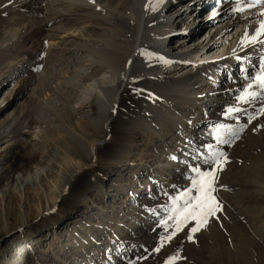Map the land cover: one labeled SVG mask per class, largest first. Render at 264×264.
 <instances>
[{
    "label": "rangeland",
    "instance_id": "374dc122",
    "mask_svg": "<svg viewBox=\"0 0 264 264\" xmlns=\"http://www.w3.org/2000/svg\"><path fill=\"white\" fill-rule=\"evenodd\" d=\"M134 1L98 0V18L88 14L99 29L94 66L119 76L113 91L106 88L104 95L93 97L91 82L81 80L75 65L77 56L71 58L74 44L67 45L69 55L61 57L40 54L49 40L32 48L37 51L10 47L13 36L4 33V23L16 0H0V33L5 38L0 39V88L2 79L20 71L0 91V264H264V96L256 89V99L238 100L250 83L244 75L260 70L264 51L232 62H206L203 86L190 85L194 72L169 71L167 57L151 35L144 39L142 53L135 55L137 21L127 16ZM179 6L176 0L167 12L178 11L166 40L172 56L185 52L181 41L187 34L198 33L186 47L207 37L210 28L199 32V23L220 24L208 16L212 9L196 18L194 10L184 12ZM151 18L155 24V16ZM131 57L134 65L127 83L121 74ZM23 78L34 86L13 100L8 94L22 86ZM226 84L234 91L231 104L217 102L210 109L204 94ZM228 108L238 111L226 114ZM220 124L237 133L226 137L227 144L213 139ZM94 143L98 152L93 165ZM194 144H199L197 156L186 152ZM208 144L225 154L214 170L220 210L198 231L191 232L195 225L189 222L169 240L175 230L164 210L169 196L189 186V166L208 170L203 164ZM162 153L166 164L160 162ZM66 157L88 169L69 177L74 165ZM66 171L64 179L71 178L63 192L70 194L67 202L39 215L51 202L47 200L53 181Z\"/></svg>",
    "mask_w": 264,
    "mask_h": 264
},
{
    "label": "bare ground",
    "instance_id": "6f19581e",
    "mask_svg": "<svg viewBox=\"0 0 264 264\" xmlns=\"http://www.w3.org/2000/svg\"><path fill=\"white\" fill-rule=\"evenodd\" d=\"M127 1L128 0H126V2ZM159 1L161 0H135L133 5L134 7H130L131 10L129 13H127V16L137 21L138 32L136 40L137 44L134 48L135 55H139L140 53H142L141 47L143 41L145 38H149L148 36L151 35V38L156 39V41L158 42L160 49L159 51H162L161 54H164L167 57L169 71L179 73L177 72L179 68V71L181 72H183L184 70L187 73L188 71L194 72L190 85L197 86L201 84V86H203L202 82L205 78L206 73L204 72L205 70H203V68L204 65L207 64L206 62H210L211 64V62L214 60L223 61L226 58H228V60L232 62L235 61L236 58H249L256 52H259L261 50L264 51V45H261L260 43L253 44L248 42L243 45L241 44V40L246 35L249 38L256 35V31L260 28L261 23H264V14H262L264 13V7H262L261 5L257 4L253 7H245L243 4V0H180V6L178 8L182 7L183 9H185L184 12H188V10H194L196 18L203 14V12L207 9H212V11H210V15L208 16H214L215 20L220 24L214 27L210 25L214 23L213 21H211L208 24H205L204 27H202L204 24L201 25L199 23V32L202 31L205 27L210 28L207 37L200 40L194 47H186L196 33L187 34L181 41V44L183 42L186 43V45L182 44L181 48L184 49L185 52L180 51L176 56H172L171 52L167 50L166 40L174 24V16L178 11L174 12L173 14H168L167 12L168 10H170L169 8L173 4H175L176 0H162V2ZM14 5L15 6L12 8V12L9 16L8 21L4 23L6 24V26H4V33L13 36L9 40L11 42V44H9L10 47H20L22 50L29 49L31 51V49L35 46H41L44 44L43 42L46 43L49 40L50 43L45 45L44 48L42 47V52L40 54H42V56H45V54H52L56 56L58 54L57 56L61 57L62 53H66L69 55V53L67 52L69 50H67L68 48L66 49V47L69 44H74V46H76V49H74L73 52L75 56L71 58H75L77 56L76 59L78 60V63H76L75 65L80 70L79 75L81 77V80L91 82L92 96H102L107 91L106 88L113 89L116 86V82L118 81L119 76L110 75L109 71L107 72V70L96 68V66H94L96 62L92 58L93 55H96L98 52H100L98 45L96 44L99 29L94 26L95 19L89 18L88 14H94L95 18H98V12L100 10V4L98 0H16ZM237 5L243 7V11H237ZM166 6H168V8L165 10ZM74 16L75 20L73 19ZM154 16L156 23L151 24L150 18ZM74 21H77L76 24L73 23ZM74 24L76 26H74ZM0 34V39H2L3 34ZM197 34L195 36H197ZM30 35H33V38L31 40H24L25 37ZM28 39H30V37ZM258 40H264V35L258 37ZM27 45H29V47H27ZM94 58L96 57L94 56ZM35 62H37L36 58L31 59L29 61V66H31ZM88 62L90 63L87 65ZM222 64L223 63L221 62V65ZM133 65L134 57H131L128 59L124 67V71L122 70L123 74H121V78L127 83L130 80ZM21 66L23 67V65ZM19 73L20 71H15L6 76L5 80L2 79V82L4 83L0 88V91L4 89V87L8 85V83H10L13 76L14 79L15 77H18ZM217 78V76H214L213 80ZM29 81H26V79L24 80L23 78L22 86H20L14 92L12 91L8 95L12 97L13 100H20L21 98L26 96L30 89H32L31 87L34 83H29ZM151 82H154V80L151 79ZM208 84H211L210 80L208 81ZM208 91L209 96L207 93L204 94V97L207 98L208 103L211 105L210 109L214 110L215 106L218 104L217 102H227V104H231V96H233L234 91L231 90L230 85L226 84L220 86L219 88L213 87L210 88V90L208 89ZM225 97H227L228 99H224ZM113 98L114 104H116L118 101L117 92ZM4 99L5 97H3V100ZM216 120L214 118V120L212 121L215 122ZM198 145L199 144H194L191 149L188 148L190 151H186L187 154H190V152L192 151L194 156H197L199 153ZM97 152V143H94L91 146L90 153L93 165L97 163L93 161L97 159ZM66 155L68 156V158H70L69 153H67ZM166 156L167 155H165V153L161 154V163L166 164L168 162V158ZM181 157L182 158L180 159V161L182 162L183 160H185V158L184 156ZM68 161L70 162V164L74 165L73 168L71 169L70 173L67 171L64 173L61 172L57 177L59 180L57 179L58 181L56 183L53 181V184L51 185L49 191V198L47 200L49 201L50 199L51 202L49 201V203L46 201L47 212L45 210H39V215H46V213H51V210L54 209L55 204L67 202L66 199L70 194L68 193V197L66 196V193L63 194V192L68 191L66 190V187L69 180L71 179H64L67 173L70 174L69 177L71 176L74 178V176L78 175V173L84 172V170L88 169V167L85 164H82L80 161H76L74 159H68ZM151 167L152 166H150V168ZM64 169L65 168H63V170ZM35 184H37V182ZM57 189L58 193L56 191ZM80 193L81 201L86 202L88 200L87 196H85L83 192ZM59 195H62V197H58ZM58 198H60V200ZM58 200L59 202H57ZM41 204L43 203L41 202ZM41 204L40 209L42 207Z\"/></svg>",
    "mask_w": 264,
    "mask_h": 264
},
{
    "label": "snow or ice",
    "instance_id": "6c2138e0",
    "mask_svg": "<svg viewBox=\"0 0 264 264\" xmlns=\"http://www.w3.org/2000/svg\"><path fill=\"white\" fill-rule=\"evenodd\" d=\"M162 2V0H161ZM245 7H253L257 4L264 7V0H243ZM237 11H243V7L237 5ZM264 14V13H262ZM264 35V23H261L260 28L257 29L256 35L247 37V35L241 40V44L245 43H260L264 45V40H258V37ZM147 55H151L150 53ZM241 73H245V69H240ZM244 79L250 80L248 87L238 97V100L249 103L251 100L257 97L256 89L260 90V95L264 96V58H261L260 70L252 76L247 74L244 75ZM253 89L248 91V89ZM238 111L235 108H228L227 113H233ZM251 119V117H250ZM237 133L233 131L229 126L220 124L215 126V132L213 139L216 140L217 144H227L229 139L226 137H235ZM206 155L203 157V164L208 166V170H203L201 166H189V175L186 179L189 181V186L183 190H177L178 194L175 196H169L170 205L164 210L169 213L168 219L172 220L175 224V230L167 237L171 239L175 235V232L181 230L184 225L189 222L194 223V227L191 228V232L198 231L203 227L210 216H214L217 211L220 210V205L216 201L214 195L215 192V177L214 170L221 165L222 158L225 154L214 147L213 144L206 145ZM176 159V157H172ZM195 159V157H194ZM165 228L167 229V221H163ZM192 239L191 235L188 237ZM161 239H164L163 237ZM159 251V249H157ZM175 260L176 257L170 258Z\"/></svg>",
    "mask_w": 264,
    "mask_h": 264
}]
</instances>
